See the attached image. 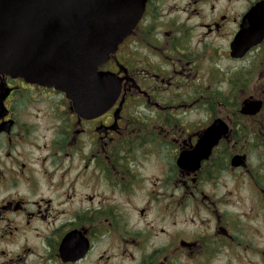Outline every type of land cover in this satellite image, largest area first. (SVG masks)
<instances>
[{
  "label": "flooded vegetation",
  "instance_id": "obj_1",
  "mask_svg": "<svg viewBox=\"0 0 264 264\" xmlns=\"http://www.w3.org/2000/svg\"><path fill=\"white\" fill-rule=\"evenodd\" d=\"M166 4L146 0L98 69L121 89L96 116L79 114L53 87L0 73V264H183L177 254L194 264H264V131L247 127L253 119L264 127V0ZM242 27L248 42L259 41L234 58ZM253 80L256 91H244ZM244 97L259 102L255 114L236 107ZM219 99L227 102L214 113ZM189 107L206 121H185ZM215 120L227 132L189 165ZM257 148L263 157L252 172ZM235 156L244 157L237 167ZM236 173L252 185L254 205L238 220L262 226L257 244L241 242L233 190H219L220 178ZM185 211L197 231L172 232Z\"/></svg>",
  "mask_w": 264,
  "mask_h": 264
},
{
  "label": "water",
  "instance_id": "obj_2",
  "mask_svg": "<svg viewBox=\"0 0 264 264\" xmlns=\"http://www.w3.org/2000/svg\"><path fill=\"white\" fill-rule=\"evenodd\" d=\"M146 0H0V73L65 94L78 113L96 116L120 93V80L98 71L140 20ZM242 27L231 55L242 57L259 40L248 42ZM261 39V35L259 36ZM259 102L243 105L253 115ZM227 132L215 120L185 162L198 165ZM244 157L235 156L237 167Z\"/></svg>",
  "mask_w": 264,
  "mask_h": 264
},
{
  "label": "rangeland",
  "instance_id": "obj_3",
  "mask_svg": "<svg viewBox=\"0 0 264 264\" xmlns=\"http://www.w3.org/2000/svg\"><path fill=\"white\" fill-rule=\"evenodd\" d=\"M166 1L167 0H161V4L163 6H165V8L167 7ZM162 12H164V11H162ZM167 16H168V10H166L164 13H161L159 15V17H161L162 19L166 18ZM160 24L161 23L159 21L155 22L156 26H158ZM137 49H138V52L140 54H143L144 51L141 48H137ZM218 63H219V68L222 69V70H227L228 68H232L230 66V64H227L224 61H219ZM211 65L214 66V63L212 62ZM212 66H210V67L212 68ZM218 86L222 90H227V86L224 83L218 84ZM257 87H259V86L256 85L255 80H253L252 83L247 87L248 89L246 88L244 91H254L255 89H257ZM224 100L225 101H222V99L221 100L219 99L220 107H218V110H213L212 109L211 111H213L214 113H216V111L221 113L223 111L222 105H225V103H223V102H227V99H224ZM249 100H253V99H251V98L249 99V98H245L244 97L242 99V101L240 99L239 102L236 99L235 100L236 101V107L238 108L239 105H240V107H243L242 103L244 101L248 102ZM209 101H211V99H209ZM216 101L217 100L212 101L214 103L211 102L212 103L211 106L214 107ZM226 106H230V104L228 103V104H226ZM184 116H185V121H195L197 118H202V119H204L206 121V119L208 117V114H207V112H204L203 114L198 115L196 112H194L193 109H191L189 107ZM209 116H210V114H209ZM261 122H263V121H261ZM251 123H249L247 125V127L251 128V129H254V130H252L253 132L254 131L256 132L257 129H259L260 131L262 129L264 131V127L261 128L260 127V123L256 122L255 119H253V121ZM250 126H252V127H250ZM261 136H263V135H261ZM262 154H263V152H261L259 148L255 149V150H253L252 152L249 153V155H250L249 156V164H250L252 172H256V171L259 170L258 167H259L260 162L258 161V155H259V160H260V155H261V157H263ZM151 164H152V162H151ZM152 165L155 167V169H157V165L156 164H152ZM147 170L151 171V170H153V168L150 167ZM261 170L263 171L262 168H261ZM209 189H210L209 187L206 188V190H209ZM219 190H233V197H234L233 200L235 202V208H234V210H235V218H236V222H237V225H238V233H237V235L239 236L241 242L244 239V240H251L253 243L257 244L258 240H256L252 236H253V234L255 232L257 234H259L258 232H259V230L262 229V226H260L259 223H256V222H254L252 220H251V222H247V220H244L243 218L241 220H238V216L239 215L243 216V214L245 212H249V210L254 205L253 198L250 195L251 194V190H253L252 189V185L250 184V182H248L244 178L242 173H236L234 175H227V176H224V177L220 178V180H219ZM175 221H177L178 224L173 226V228H171V231L172 232L177 231L180 235H182L184 233H190L191 231L196 232L197 231L196 226L199 225L198 221H196L195 218H193V221H192L191 214L188 211H185L183 219L181 220L182 223L179 222L180 221L179 219L175 220ZM164 227H166V225H164ZM247 230H251L252 235ZM245 234L249 235V237L247 239H245V237H244ZM183 236L185 237V235H183ZM179 248H180V246H179ZM188 257L189 256L187 254H185V257L180 256L178 254L176 255V259H177L178 262H179V260H182L183 264H194L189 259H187ZM209 264H213V263H209Z\"/></svg>",
  "mask_w": 264,
  "mask_h": 264
},
{
  "label": "trees",
  "instance_id": "obj_4",
  "mask_svg": "<svg viewBox=\"0 0 264 264\" xmlns=\"http://www.w3.org/2000/svg\"><path fill=\"white\" fill-rule=\"evenodd\" d=\"M242 135V134H241Z\"/></svg>",
  "mask_w": 264,
  "mask_h": 264
}]
</instances>
